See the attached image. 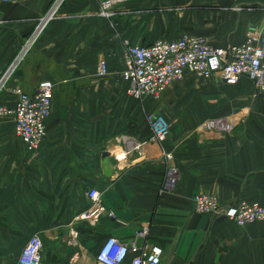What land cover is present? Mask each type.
<instances>
[{
	"label": "crops",
	"instance_id": "obj_1",
	"mask_svg": "<svg viewBox=\"0 0 264 264\" xmlns=\"http://www.w3.org/2000/svg\"><path fill=\"white\" fill-rule=\"evenodd\" d=\"M51 3L0 5V80ZM183 33L225 48L253 33L264 49V0H128L112 20L100 14L99 0L64 2L0 88V107L13 108L17 88L33 95L41 81L55 83L47 133L35 151L17 136L13 117L0 115V264H19L35 235L44 242L42 264H98L110 236L160 245L159 264H264V221L240 226L197 212L194 200L209 193L225 206H264V102L254 98V83L188 71L161 97L139 99L122 77L123 40L148 45ZM102 61L104 77L97 74ZM149 115L170 125L163 143L153 140ZM219 117L234 120L235 130L201 129ZM169 167L178 170L175 185L167 181ZM93 187L113 215L96 225L77 221ZM144 228L148 236H138Z\"/></svg>",
	"mask_w": 264,
	"mask_h": 264
},
{
	"label": "built area",
	"instance_id": "obj_2",
	"mask_svg": "<svg viewBox=\"0 0 264 264\" xmlns=\"http://www.w3.org/2000/svg\"><path fill=\"white\" fill-rule=\"evenodd\" d=\"M26 0H0L3 4H18ZM66 0H52L50 8L39 19L31 35L24 42L15 61L3 80H8L16 71L22 58L31 51L52 20L59 16ZM128 0H99L100 14L111 18L113 8ZM125 48V68L123 79L128 82V92L139 99L147 96L159 98L172 85L184 79L188 71L197 76L211 79L218 77L225 84H237L242 78L250 79L256 88L257 96L264 100V49L259 36L250 33L246 42L229 48L210 44L205 36L183 33L178 38H161L148 45L132 44L123 40ZM97 74H108L106 61L99 63ZM6 79L0 81L2 85ZM4 84L1 86V88ZM55 83L51 80L40 82L37 91L30 95L17 88L18 101L13 108L0 107L1 116H12L17 136L29 151H35L47 133V121L52 113ZM148 121L153 131V140L163 143L170 125L162 115H149ZM236 122L229 118H213L205 121L201 129L215 134H228L235 130ZM167 159L172 154L163 150ZM175 167L168 168L167 181L175 185L179 179ZM89 208L77 216V221L96 225L107 214L113 216L102 203L100 191L93 187L88 191ZM197 212L201 214L225 216L240 226L264 221V206L258 202L245 200L230 205H222L217 196L209 193L197 194L194 198ZM149 228L140 230L138 236H148ZM78 233H75V238ZM78 245V241L74 240ZM43 239L35 235L28 241L19 256V264H42ZM130 254L129 264H159L163 255L160 245H140L136 241L123 242L110 236L101 245L98 264H124Z\"/></svg>",
	"mask_w": 264,
	"mask_h": 264
},
{
	"label": "water",
	"instance_id": "obj_3",
	"mask_svg": "<svg viewBox=\"0 0 264 264\" xmlns=\"http://www.w3.org/2000/svg\"><path fill=\"white\" fill-rule=\"evenodd\" d=\"M103 157H104V167H105V175L106 176H110L111 175V171L109 170L108 166H109V161H110V153L108 151L103 153Z\"/></svg>",
	"mask_w": 264,
	"mask_h": 264
},
{
	"label": "rangeland",
	"instance_id": "obj_4",
	"mask_svg": "<svg viewBox=\"0 0 264 264\" xmlns=\"http://www.w3.org/2000/svg\"><path fill=\"white\" fill-rule=\"evenodd\" d=\"M116 7H117V6H115V8H116ZM115 8H113V11H112V12H113V16H112L111 18H109V20H112V19L114 18V16H115ZM5 79H6V77H5ZM5 79H4V80H5ZM2 80H3V77L1 78L0 81H2ZM4 80H3V81H4ZM6 81H7V79H6ZM6 81H5L3 84H6ZM3 84H2V85H3ZM2 85H0V88H1ZM254 98L260 99V100H262V101L264 102V100H263L260 96H257V93H256V92H255V96H254Z\"/></svg>",
	"mask_w": 264,
	"mask_h": 264
}]
</instances>
